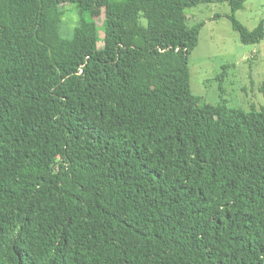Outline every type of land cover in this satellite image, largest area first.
I'll use <instances>...</instances> for the list:
<instances>
[{
  "label": "trees",
  "instance_id": "obj_1",
  "mask_svg": "<svg viewBox=\"0 0 264 264\" xmlns=\"http://www.w3.org/2000/svg\"><path fill=\"white\" fill-rule=\"evenodd\" d=\"M210 1L0 0V264H264V81L249 112L190 93Z\"/></svg>",
  "mask_w": 264,
  "mask_h": 264
},
{
  "label": "rangeland",
  "instance_id": "obj_2",
  "mask_svg": "<svg viewBox=\"0 0 264 264\" xmlns=\"http://www.w3.org/2000/svg\"><path fill=\"white\" fill-rule=\"evenodd\" d=\"M230 12L229 4L223 0L184 9L189 28L202 24L197 45L188 60L189 88L199 98L200 105H223L228 110L249 112L263 104L258 87L264 81V38L256 44L242 43L228 19ZM87 18L85 12L80 13L74 5L66 4L61 36L70 38L77 23ZM234 18L252 31L264 22V0H244ZM95 21L101 27L103 14Z\"/></svg>",
  "mask_w": 264,
  "mask_h": 264
}]
</instances>
